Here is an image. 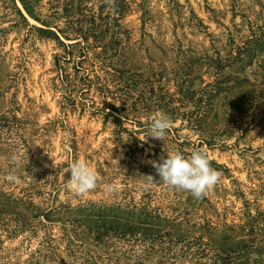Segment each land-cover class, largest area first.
Returning a JSON list of instances; mask_svg holds the SVG:
<instances>
[{
    "label": "rangeland",
    "instance_id": "1",
    "mask_svg": "<svg viewBox=\"0 0 264 264\" xmlns=\"http://www.w3.org/2000/svg\"><path fill=\"white\" fill-rule=\"evenodd\" d=\"M261 26L264 0H0V264H226L241 242L264 264V99L218 125L185 116L224 110L197 102L215 77L196 63ZM166 147L202 150L218 181L199 198L160 183ZM77 159L96 173L84 193Z\"/></svg>",
    "mask_w": 264,
    "mask_h": 264
},
{
    "label": "trees",
    "instance_id": "2",
    "mask_svg": "<svg viewBox=\"0 0 264 264\" xmlns=\"http://www.w3.org/2000/svg\"><path fill=\"white\" fill-rule=\"evenodd\" d=\"M116 45L121 47V43H117ZM66 47V53L71 56L74 51L69 52L68 47H71L70 45H67ZM85 49V47H82L79 51L84 53L86 52ZM115 54L118 56L119 54L122 55L123 52L120 50L118 51L117 49ZM201 60V63L198 62L196 64L200 66L199 68L205 67L207 69L205 73L213 75L215 80L212 83L208 82L206 84V88L200 92V98L197 102L209 106L214 99L219 98L224 110L212 114L209 113L208 110L200 112V109H197V112L185 114V116L190 118L196 125H201L203 123L208 124L209 118L211 119L209 126L221 124L222 121L227 122L225 115L230 114L232 110L247 115L248 111H253L254 108L259 105V102L264 99V26L251 31L250 35L242 42V44L235 45V48L231 50L228 57H221L220 54H218V57L206 55ZM121 61V59H118V63ZM255 63L257 65L256 69L251 71L250 74L242 72V74H244L243 76L234 77H223L220 75L225 68L232 67L235 64H240L242 69H246ZM200 70L201 69L187 73L188 78L184 83L191 86L199 78L201 80V72L199 73ZM116 72H120L122 78H125V72L119 70H116ZM125 84H127V81H125ZM140 104L145 105L146 103H144V101L136 100L134 104L130 105L131 107L129 106L128 110H133L136 108V105L139 106ZM168 105L169 104L165 106L167 107ZM166 107L165 110H168L167 113H171V110L167 109L170 107ZM241 238L242 236H240V239ZM235 239L236 238L230 240L224 239L223 242L224 244H228L230 241L235 242ZM249 249L248 243L241 242L236 247V251H230V253L224 252V254L229 256L227 258L228 263L226 264H250L251 258ZM221 252L223 251L221 250ZM221 257L222 256L220 255V259ZM258 262L259 261L256 260L254 264H259Z\"/></svg>",
    "mask_w": 264,
    "mask_h": 264
},
{
    "label": "clouds",
    "instance_id": "3",
    "mask_svg": "<svg viewBox=\"0 0 264 264\" xmlns=\"http://www.w3.org/2000/svg\"><path fill=\"white\" fill-rule=\"evenodd\" d=\"M148 136L165 140L167 130L172 125L170 117L158 111L149 117ZM166 156L150 163L159 176V182L171 187L190 192L194 197H201L207 189L218 181L219 173L209 162L202 150L196 149L190 155L170 150L166 147ZM16 158L13 157V160ZM9 179H15L9 175ZM96 184V173L83 160H75L70 165V177L67 186L79 193H84Z\"/></svg>",
    "mask_w": 264,
    "mask_h": 264
}]
</instances>
